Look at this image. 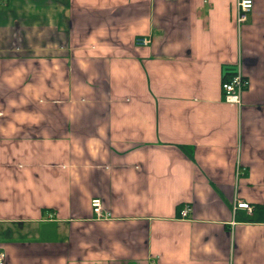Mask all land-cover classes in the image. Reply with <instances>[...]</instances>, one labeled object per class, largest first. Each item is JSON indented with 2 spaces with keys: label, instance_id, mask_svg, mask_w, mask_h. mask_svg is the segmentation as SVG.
I'll list each match as a JSON object with an SVG mask.
<instances>
[{
  "label": "crops",
  "instance_id": "obj_1",
  "mask_svg": "<svg viewBox=\"0 0 264 264\" xmlns=\"http://www.w3.org/2000/svg\"><path fill=\"white\" fill-rule=\"evenodd\" d=\"M236 2L0 0L3 264H264V0Z\"/></svg>",
  "mask_w": 264,
  "mask_h": 264
},
{
  "label": "built area",
  "instance_id": "obj_2",
  "mask_svg": "<svg viewBox=\"0 0 264 264\" xmlns=\"http://www.w3.org/2000/svg\"><path fill=\"white\" fill-rule=\"evenodd\" d=\"M253 8V0H237L236 2V15L235 21L237 24L244 23L247 19L251 10ZM149 42V38L146 36H137L135 38V43L139 45H144ZM249 85V80L244 76L240 69L237 68L230 75L225 76L221 81V95L223 100L232 103H239L241 100V94L247 89ZM92 212L97 219L109 218L110 212L105 211L102 206V201L99 197H94L90 201ZM248 203L237 202L234 208H248ZM189 207L184 206L179 215L185 217L188 213ZM5 254L0 251V264L4 263Z\"/></svg>",
  "mask_w": 264,
  "mask_h": 264
},
{
  "label": "trees",
  "instance_id": "obj_3",
  "mask_svg": "<svg viewBox=\"0 0 264 264\" xmlns=\"http://www.w3.org/2000/svg\"><path fill=\"white\" fill-rule=\"evenodd\" d=\"M180 210L181 209H180V204H179V205H177V212L180 213Z\"/></svg>",
  "mask_w": 264,
  "mask_h": 264
}]
</instances>
